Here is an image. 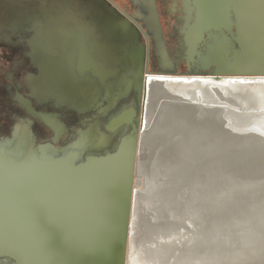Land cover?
I'll list each match as a JSON object with an SVG mask.
<instances>
[{"label":"flooded vegetation","instance_id":"1","mask_svg":"<svg viewBox=\"0 0 264 264\" xmlns=\"http://www.w3.org/2000/svg\"><path fill=\"white\" fill-rule=\"evenodd\" d=\"M237 1L225 3L224 14L213 19L202 0H0L1 163L28 164L35 155L71 152L82 129L92 130L95 140L77 158L115 151L137 132L143 86L155 72L150 70L152 54L162 73L177 75L181 60L194 69L190 72H198L199 54H206L210 36L218 33L211 30H227L229 24L237 30L234 8L226 7ZM164 12L177 21L173 55ZM195 32L207 38L198 35L197 40ZM49 115L63 122L59 139L41 118ZM17 174L22 173L0 172ZM13 206V215L28 209ZM24 220L0 219V225H28Z\"/></svg>","mask_w":264,"mask_h":264},{"label":"rangeland","instance_id":"2","mask_svg":"<svg viewBox=\"0 0 264 264\" xmlns=\"http://www.w3.org/2000/svg\"><path fill=\"white\" fill-rule=\"evenodd\" d=\"M231 1L233 0H202V7L206 8L205 13L209 12L210 16L217 17L224 14L222 8ZM165 6L164 3L163 10ZM164 14V34L169 52L173 55L177 52L176 38L171 34L177 21L175 15ZM211 20L212 18L208 21L205 19L201 23ZM219 31L222 30L217 32ZM196 36L197 40L206 39L207 33L195 32L194 37ZM150 70L157 73L163 71L153 54ZM191 70L194 69L181 60L177 76H184L183 82L192 83L196 87L199 78L211 76L212 68L206 69L208 72H204V68L198 72H190ZM223 76L227 78L225 81L218 79L217 82L208 83L202 90L193 87L192 93L174 94L176 99L158 98L155 101L153 111L158 115L161 111L158 108L161 107L160 100H174L181 106L185 102L191 104L195 112L192 113L193 118L189 119L195 122L193 126L196 125L201 130L199 132L202 137L194 136L193 144L188 148L191 154L189 158H194L189 160L187 157L191 171L189 179L178 180L176 198L181 201V206L186 204L185 208L181 207L170 213L167 216V228L149 237L139 215V208L145 203L143 193H138L139 197L136 198L135 194L147 191L145 167L149 170V162L153 161L155 153L151 155L147 145L139 146L140 163L131 218L134 216L133 210H138V216H134L137 222L130 229L132 242L128 245L127 264L131 262L133 253L148 256L147 249L151 247H155L159 254L161 243L166 253L162 252L163 260H160L159 254L158 264H264V96L252 93L247 88L248 83L259 84L264 77H244L237 84L232 79L236 76ZM144 97L143 88L136 132L139 143L145 112ZM209 111L219 114L216 116ZM1 162L0 166L3 164ZM179 165L184 167L187 174L189 170L186 162L183 160ZM0 170L4 171V168ZM20 198L14 204L27 207V199ZM10 199L7 191L0 188V205L9 207ZM23 212V215L14 212L12 216L24 220L30 214L28 211ZM10 224V229L15 230L16 234L23 232L24 226L18 221L6 222L0 227H3L2 230L8 229Z\"/></svg>","mask_w":264,"mask_h":264},{"label":"water","instance_id":"3","mask_svg":"<svg viewBox=\"0 0 264 264\" xmlns=\"http://www.w3.org/2000/svg\"><path fill=\"white\" fill-rule=\"evenodd\" d=\"M240 5L239 11L247 14L242 17L238 13L248 51L239 38L233 37L232 45L223 46L225 67L218 66V52L211 45L215 60L210 58L208 66L201 68H212L214 75L264 77V0H241ZM231 26L222 31L233 36L240 32L237 25L235 31ZM240 50L244 52L242 58ZM205 60L200 53L197 63ZM138 166L136 133L105 154L73 160L71 152L47 153L35 155L28 164L3 163L0 168L4 172L22 173L0 175V188L11 196L9 207H14L20 197L27 199L30 215L24 219L30 225L22 227L19 234L10 229L11 225L4 230L0 227V256L11 257L15 264H127ZM37 196L44 198L39 204ZM9 207L0 209V218L14 217ZM42 232L48 233L50 247L63 251L62 258L45 259L38 254ZM68 233L71 239L66 240Z\"/></svg>","mask_w":264,"mask_h":264},{"label":"bare ground","instance_id":"4","mask_svg":"<svg viewBox=\"0 0 264 264\" xmlns=\"http://www.w3.org/2000/svg\"><path fill=\"white\" fill-rule=\"evenodd\" d=\"M240 3L241 0L235 2L234 5L241 7ZM239 10L241 9L239 8ZM234 12L235 14H237V27L240 32L238 34L235 33L234 36L227 31H219L218 33L211 35L212 40H210L209 43L204 47V51L207 50L206 54H201V57L205 58L206 60L200 63H196L197 67H201V65L208 66L207 64L210 58L215 60V50L218 52V66L225 67L226 65H224V63L227 62L222 61L224 50L223 46L224 44L232 45L233 37L239 38L242 43L245 44L244 51H248L246 42H244V37H242L241 35L245 34V32H243L244 30L241 28V24L243 22H241V24L239 23V15L235 8ZM211 45L214 46L213 48L215 50L213 49V51H210L209 47L211 48ZM243 54V50L238 51L239 57H241ZM162 55L164 58L168 56L165 51H163ZM190 57L192 58V56ZM149 77L158 78L150 79ZM244 77H249V75H238L236 76V78L233 77L232 79L235 83L240 84V80H242V78ZM218 79H221L219 81H225V79L227 78L225 76L211 74V76L199 78L197 86L195 87L192 83L183 82L185 80L184 76L178 77L177 75L173 76L167 73L156 72L155 74L149 73L146 77L145 86H143L145 96V112L139 146L141 145L145 147L147 145L151 155L155 153V158L152 159L153 161L151 163L149 162V170L147 169L148 167H145L148 185L147 191H138L135 194V198L139 197L138 193H140V195L143 193L142 195L145 203L142 204L141 208H139V206L137 207L140 209L139 215L145 225L147 237L167 228V216L170 213H172L176 209H180L181 207L185 208L186 204L181 206V201L176 198L179 190L178 180L180 181L181 179H185L187 177L189 179L191 171L187 157L189 158L191 154L188 148L193 144L192 142L194 136L202 137L201 132H199L201 130L197 129L196 125L193 126L195 122H192V120L189 119V117L193 118L192 113L195 112L194 107L191 106V104L185 102L181 106L177 105L176 101L174 100H160L159 103L161 104V107L158 108L161 111L158 115L153 111L154 103L156 100H158V98L168 99L173 97L174 99H176V96L174 94H181L186 92L192 93L194 88L202 90V88H204L208 83L217 82ZM128 88L130 87L128 86ZM247 88L252 93H255L261 97L264 96V80H262V82L259 84L248 83ZM209 113L214 114L215 112L209 111ZM189 114L191 115L189 116ZM218 114V112L215 113L216 116H218ZM195 117L196 116L194 115V118ZM251 136L253 135L251 134ZM191 159H194L193 156L189 158V160ZM183 160L186 162L187 170H189L187 174L189 175L186 174V170H184V167H182V165H179ZM133 212L134 216H138V210H133ZM134 216L131 218L130 229H132L133 225L137 222V219ZM0 219L3 220V218ZM131 242L132 239L130 230L129 245H131ZM160 245L161 252L159 251V254H161V258L158 254V250H156L155 247H151L147 249L148 256L146 257L139 255V253L137 252L133 253L131 262L129 264H158L160 260H163V256L166 253L165 248L162 249V243ZM158 255L159 257L157 258ZM135 257H139V259L136 260ZM0 264H15V260L9 256H0Z\"/></svg>","mask_w":264,"mask_h":264},{"label":"snow or ice","instance_id":"5","mask_svg":"<svg viewBox=\"0 0 264 264\" xmlns=\"http://www.w3.org/2000/svg\"><path fill=\"white\" fill-rule=\"evenodd\" d=\"M226 7H233L237 10V12L243 17L247 14L239 11L240 6L237 5H226ZM150 79H156L158 77H149ZM126 113L124 114V116L122 117V119L125 117ZM42 119L45 120L46 123H51L52 127L54 129H56V139H59L60 134L62 133L63 129H64V125L62 120L56 116V115H49V116H42ZM95 140V135L92 132V130L90 129H82L80 132V137H79V141L78 144L71 150V154L73 157V160H76L77 157H79L81 149H85L88 146H90ZM43 197L42 196H37L36 200L38 202V204L40 202L43 201ZM65 239H71V233H68L65 236ZM49 235L47 232H42L40 234V242L38 245V249L37 252L38 254L45 258V259H57V258H62L63 257V251L61 250H57L54 249L52 247L49 246Z\"/></svg>","mask_w":264,"mask_h":264}]
</instances>
